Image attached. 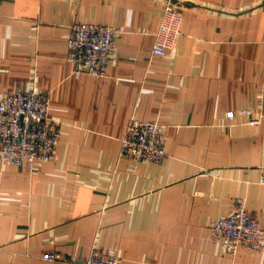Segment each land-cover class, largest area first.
<instances>
[{"label":"crops","instance_id":"obj_1","mask_svg":"<svg viewBox=\"0 0 264 264\" xmlns=\"http://www.w3.org/2000/svg\"><path fill=\"white\" fill-rule=\"evenodd\" d=\"M165 1L0 0V100L35 89L60 122L51 160L0 161V264L80 262L94 247L120 264H264L210 236L237 197L264 227V0H171L181 34L153 55ZM84 22L120 31L103 76L67 57ZM131 117L162 125L161 163L119 154Z\"/></svg>","mask_w":264,"mask_h":264},{"label":"built area","instance_id":"obj_2","mask_svg":"<svg viewBox=\"0 0 264 264\" xmlns=\"http://www.w3.org/2000/svg\"><path fill=\"white\" fill-rule=\"evenodd\" d=\"M183 7L166 0L160 24L154 33L151 49L153 55H165L181 34ZM119 29L101 23H75L67 39V57L75 72L103 76L111 60L114 42ZM240 114L251 109H240ZM235 118L234 111L226 113ZM260 122V117L249 123ZM60 139V122L49 114V100L43 93L31 89H16L0 100V161L13 166L33 169L36 164L54 157ZM119 154L138 162L161 163L166 152L162 125L156 121H144L131 117L120 138ZM264 185V175L260 181ZM211 239L223 250L235 255L246 249L255 253L264 251V227L259 219L249 214L244 199H235L232 211L211 222ZM44 260L64 264H120L121 258L92 248L80 262L63 258L52 251Z\"/></svg>","mask_w":264,"mask_h":264}]
</instances>
